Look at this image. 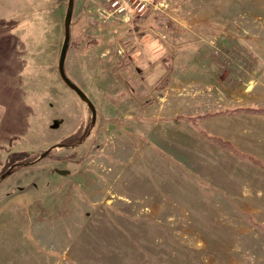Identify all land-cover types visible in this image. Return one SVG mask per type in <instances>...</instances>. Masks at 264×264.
Listing matches in <instances>:
<instances>
[{
	"label": "rangeland",
	"instance_id": "374dc122",
	"mask_svg": "<svg viewBox=\"0 0 264 264\" xmlns=\"http://www.w3.org/2000/svg\"><path fill=\"white\" fill-rule=\"evenodd\" d=\"M25 1L40 105L0 173L84 136L0 180V264H264V112L231 113L264 108V0H74L65 68L94 116L59 73L68 0Z\"/></svg>",
	"mask_w": 264,
	"mask_h": 264
},
{
	"label": "crops",
	"instance_id": "0c3cea01",
	"mask_svg": "<svg viewBox=\"0 0 264 264\" xmlns=\"http://www.w3.org/2000/svg\"><path fill=\"white\" fill-rule=\"evenodd\" d=\"M25 0H0V148L5 149L35 115L30 111L40 105L41 41L19 35L16 15L23 13ZM38 15V12L34 14ZM10 21H12L10 23ZM34 22V20H33ZM31 29L35 27L30 25ZM31 123V124H30Z\"/></svg>",
	"mask_w": 264,
	"mask_h": 264
},
{
	"label": "trees",
	"instance_id": "16d2710c",
	"mask_svg": "<svg viewBox=\"0 0 264 264\" xmlns=\"http://www.w3.org/2000/svg\"><path fill=\"white\" fill-rule=\"evenodd\" d=\"M228 112H230V111H228ZM233 112H237V113H241V112H264V108L241 107V108H238V109H235V110L231 111V113H233ZM215 114H218V113H215ZM212 115H214V114H206V115H203L202 117H209V116H212ZM192 120L195 121L194 118H192ZM76 132H74L75 134L72 133V134L66 136L64 138L65 139L64 141H66V142H62V144L71 146V145H75L76 143L80 142L82 140L84 134H81V135L77 136ZM213 140L216 141L222 147L233 148V145H232L231 142H229L227 140H224L221 137H214ZM56 146L57 145L54 144L52 146V149L55 148ZM0 150H2V148H0ZM40 155L41 154H38V156H36V154H33L30 151H28V150L11 151L8 154V156L6 157V163L4 164L0 175L2 173L6 172L8 169L11 170V172H10V174H11L17 168L21 167L22 165H25L26 163L35 162V161H37L40 158Z\"/></svg>",
	"mask_w": 264,
	"mask_h": 264
},
{
	"label": "water",
	"instance_id": "95a60500",
	"mask_svg": "<svg viewBox=\"0 0 264 264\" xmlns=\"http://www.w3.org/2000/svg\"><path fill=\"white\" fill-rule=\"evenodd\" d=\"M73 5H74V0H68V7L66 10L65 20H64V40H63V44H62L61 51H60L58 68H59V73L62 79L64 80V82L69 87L74 89L84 100L88 102L92 115L94 116L95 108L89 96L86 94V92H84V90L76 82H74L68 76L66 72V68H65L67 52H68V48L70 46V40H71V22H72ZM62 145H63L62 143L57 144V146H62ZM51 149L52 147L46 149L44 152H42L40 157L46 156L51 151ZM10 172L11 170L8 169L6 172L2 173L0 175V180L7 177L10 174Z\"/></svg>",
	"mask_w": 264,
	"mask_h": 264
},
{
	"label": "built area",
	"instance_id": "2783aa9c",
	"mask_svg": "<svg viewBox=\"0 0 264 264\" xmlns=\"http://www.w3.org/2000/svg\"><path fill=\"white\" fill-rule=\"evenodd\" d=\"M107 7H102L100 12L104 15L133 16L145 13L150 5L159 0H106ZM109 8V11L107 9Z\"/></svg>",
	"mask_w": 264,
	"mask_h": 264
}]
</instances>
